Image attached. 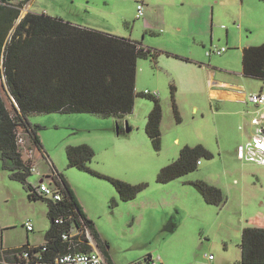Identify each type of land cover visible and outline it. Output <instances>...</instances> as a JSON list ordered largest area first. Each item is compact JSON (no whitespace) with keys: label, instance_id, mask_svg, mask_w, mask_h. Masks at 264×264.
<instances>
[{"label":"rangeland","instance_id":"obj_1","mask_svg":"<svg viewBox=\"0 0 264 264\" xmlns=\"http://www.w3.org/2000/svg\"><path fill=\"white\" fill-rule=\"evenodd\" d=\"M79 1L90 7L91 13L85 15L88 21L100 27L93 30L141 43L158 56L138 61L137 96L130 114H31L29 122L42 127V152L34 149L30 161L35 172L27 183L38 187L42 175L51 174L53 164L90 210L99 240L115 264H147L149 256L162 264H243V230L264 228V165L248 156L238 157L239 117L226 119L214 115L217 107H211L202 79L197 78V68L178 56L187 57L190 47L195 46L196 34L206 28L215 9L214 47L225 48L226 52L222 57L213 55L209 59L206 52L212 48L210 45L194 50L202 62L210 64L211 60L215 68L242 70L247 38L254 40L253 46L264 44V29L258 24L264 21V7L260 8L264 2ZM72 3L73 0H32L29 11L53 15L62 8L73 7ZM139 5L144 10L141 18L137 16ZM27 13L26 5L21 19ZM208 30H212V25ZM246 82L249 92L264 87L257 79ZM146 90L159 92L163 110L161 150L153 147L146 133L148 116L154 107L153 99L143 95ZM195 105L197 111L193 110ZM82 144L95 151L89 165L93 170L132 185L146 184L147 188L134 200L122 201L110 181L69 167L67 148ZM197 145L212 152L214 158H202L198 170L187 176L167 184L158 183L161 170L176 161L184 147ZM26 153L24 150L27 160ZM45 181L54 182L51 176L45 177ZM197 181L221 189L225 202L208 204L194 185ZM48 212L47 202L32 199L28 186L12 180L0 159V252L22 248L29 241L31 245L43 243L51 227ZM169 220L178 225L173 233L165 230ZM28 221L35 227L30 234L25 228Z\"/></svg>","mask_w":264,"mask_h":264},{"label":"trees","instance_id":"obj_2","mask_svg":"<svg viewBox=\"0 0 264 264\" xmlns=\"http://www.w3.org/2000/svg\"><path fill=\"white\" fill-rule=\"evenodd\" d=\"M29 1L0 0V159L12 180L28 186L32 199L47 202L51 227L45 244L67 252V244L59 240L63 230L55 226L56 215L84 219L96 239L97 235L93 223L82 212L67 180L59 172L51 178L52 186L64 196L62 202L53 203L37 196L34 187L27 183L34 164L30 161L33 159L24 158L23 152L42 150L39 136L42 127L32 125L28 117L34 113L130 114L137 96L138 61L156 59L158 53L141 43L46 14L28 13L21 19V11ZM242 66L245 77L264 82V44L244 48ZM150 98L154 107L148 116L146 133L153 147L161 150L163 110L158 98ZM173 107L180 122L176 105ZM94 157V149L87 144L67 148L69 167L110 181L122 201L134 200L147 188L146 184L132 185L98 173L89 166ZM202 158L211 160L214 154L202 145L184 147L179 158L161 170L158 183L167 184L197 171ZM194 185L208 204L225 202L221 189L204 181ZM177 227L172 221L165 230L173 233ZM55 238L58 241H54ZM30 247L27 244L23 248L1 251L0 264L2 261L14 263ZM240 247L243 264H264V228H245ZM72 250L86 252L89 249L82 246ZM151 260L149 256L147 264Z\"/></svg>","mask_w":264,"mask_h":264},{"label":"crops","instance_id":"obj_3","mask_svg":"<svg viewBox=\"0 0 264 264\" xmlns=\"http://www.w3.org/2000/svg\"><path fill=\"white\" fill-rule=\"evenodd\" d=\"M31 2L32 0H30L27 3V8H28L29 13H33L29 11V3ZM72 4H73V7H68V8L61 7L62 11H60L58 14H53V15L46 14V15H51L52 17H55V18H61L64 21L70 22L77 26H81L83 28L87 27L90 29H96V28L100 29L99 26H96L95 24H92L91 22H89L88 17L85 16L86 14L91 13L90 7L87 8V6H85L84 3L79 0L78 2L76 0H73ZM87 4H90V2H88ZM262 7H264V5L260 6V8ZM213 10H214V15L213 17H211L212 19H210V22H206V28H204L202 31H200L199 29H193V31L195 30V31H200V32L196 34L198 38L195 40V46L190 47L192 49L187 54V57L185 58V56H182V55L178 57L181 58L184 62L188 63L190 66H195L197 68L196 69L197 78L199 77L200 79H202L201 81L203 82L204 87H205V95H207V98H208V101L211 107L213 106L217 107V110H215L216 112H214V115L219 116V117H227L226 119L228 118L236 119V117L237 118L239 117V120L237 119V121H239V123L241 124L238 127V130L240 131L239 133L240 135L238 139L239 141L237 143L239 144V146L245 147L255 137H257L259 133L262 134V136H264V108L254 105L249 100L251 95L264 94V87H262L261 89H258L255 92H249L248 84L246 80L250 78L245 77L243 73V68L242 70L240 69L237 70L238 72H233L231 70H227L226 68L220 70L218 68H215L213 65H211L212 63L211 60L209 61L210 64H206L202 62L203 59L199 58L198 54H196V51L194 50L195 47H200V46L206 47L207 45H210L211 47L214 46L213 37H214V27H215V9ZM35 14H38V13H35ZM90 20L93 21L92 19ZM258 24L264 29V21L258 22ZM209 25H212V30L210 32L208 30ZM228 43H230V41H228ZM254 43H255L254 40L251 41L250 39L247 38V42L244 43L245 48L254 47L253 46L255 45ZM206 57L209 59L212 58V56L211 57L206 56ZM193 110L197 111L198 107L196 105L193 106ZM254 119L260 120L261 124L260 125L254 124L253 123ZM26 154H27V158L30 159V153H26ZM33 158H34V155H33ZM200 165H202L201 162H200ZM54 170L57 171L54 165L52 164L51 174L42 175L40 182L42 181V183L52 186L53 185L52 183H48L45 181V177L53 175ZM67 182L71 190L73 191L76 197V200L80 208L82 209V212L86 215L87 219L93 223L92 226L97 235L98 250L101 252V254H103V256L108 260L110 264H115L112 262L111 256L110 254H108L105 245L99 240L98 231L95 228L93 216L90 210L84 204L83 199L81 198L79 193L76 191V189L72 186V184L69 181ZM171 221L169 220L167 222L169 223ZM168 223H166L165 225H167ZM34 231H35V227L33 228V231H30V232H34ZM30 232L27 231L28 234H30ZM46 236H45V241L39 245H31L30 241L28 242V244L32 247L41 246L45 244ZM15 249H19V248H15ZM9 250H12V249H9ZM2 264H7V262L2 261ZM137 264H140V263H137Z\"/></svg>","mask_w":264,"mask_h":264},{"label":"built area","instance_id":"obj_4","mask_svg":"<svg viewBox=\"0 0 264 264\" xmlns=\"http://www.w3.org/2000/svg\"><path fill=\"white\" fill-rule=\"evenodd\" d=\"M144 15L143 6H138V18ZM226 52L225 48L219 49L212 47L206 52V56L213 55L222 56ZM144 95L153 98H159V92L145 91ZM249 100L256 106L264 108V94L251 95ZM253 123L260 125L261 121L254 119ZM22 142L21 139L19 141ZM32 154V155H31ZM238 157L248 156L250 160L264 165V136L259 133L250 143L245 147L238 146ZM30 159H33V153L30 152ZM200 165V162H199ZM35 172V168H32ZM56 174V171H53ZM34 193L37 196L43 197L53 203H59L64 200V196L55 186H50L45 183H40L38 187H34ZM55 226L61 228L63 231L60 235V242L67 244V252L58 249H51L48 245L43 244L38 247H30L25 249L18 260L10 264H110L108 260L98 250L97 239L92 229L86 224L84 219H77L75 215L64 216L56 215L54 218ZM27 231H33V224L28 221L25 224ZM58 241V238L53 239ZM87 247L88 251H73L74 247ZM213 259L212 256L209 257ZM148 264H160L157 260L152 259Z\"/></svg>","mask_w":264,"mask_h":264},{"label":"water","instance_id":"obj_5","mask_svg":"<svg viewBox=\"0 0 264 264\" xmlns=\"http://www.w3.org/2000/svg\"><path fill=\"white\" fill-rule=\"evenodd\" d=\"M23 18H24V17H23ZM128 131H130V130H128ZM40 183H42V181H41Z\"/></svg>","mask_w":264,"mask_h":264}]
</instances>
